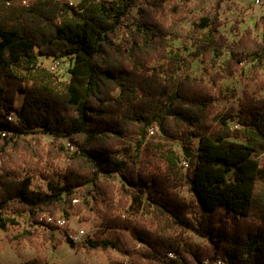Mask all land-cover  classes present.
Here are the masks:
<instances>
[{
	"label": "trees",
	"instance_id": "trees-1",
	"mask_svg": "<svg viewBox=\"0 0 264 264\" xmlns=\"http://www.w3.org/2000/svg\"><path fill=\"white\" fill-rule=\"evenodd\" d=\"M191 1L0 0V228L18 216L29 222L15 240L58 228L76 250L118 252L109 264H264V83L246 88L239 106L217 112L215 104L219 83L241 63L255 75L264 67V15L261 38L247 27L231 39L217 0L187 31L176 18ZM183 50L204 76L186 71ZM51 57L69 59L67 81L40 67ZM40 133L54 139L46 145ZM242 133L245 141L231 139ZM136 138L135 155L121 159ZM36 176L47 188L34 187ZM58 212L101 223L78 240L48 220Z\"/></svg>",
	"mask_w": 264,
	"mask_h": 264
},
{
	"label": "rangeland",
	"instance_id": "rangeland-1",
	"mask_svg": "<svg viewBox=\"0 0 264 264\" xmlns=\"http://www.w3.org/2000/svg\"><path fill=\"white\" fill-rule=\"evenodd\" d=\"M78 2L80 0H73ZM181 1V0H179ZM217 0H192L188 7H186L178 16L177 22L182 29L190 30L192 28V21L196 20L205 10H210L216 6ZM28 1H24L27 3ZM222 18L225 20V24L221 27V31L227 34L231 39L238 38L239 35L247 28L251 27L254 29L255 34L258 37H262L263 29L262 26H258V21L264 15V0H225L219 8ZM239 19L240 23L238 28L234 29L236 20ZM172 46L178 48L182 46L180 39L172 38ZM185 56H188L190 51L183 50ZM229 52H225L224 56L220 59V63L223 64L226 59L229 58ZM189 64L186 67V71L190 72L193 76H204L203 65L198 59L188 56ZM57 59L42 58L40 67H43L52 74L53 79L57 82L67 81L69 79V59H63L60 61L58 69L52 70L51 66ZM264 83V67L259 71L258 75H255L254 67L250 63H241V69L232 79H223L217 87L216 109L217 112H224L231 106H239V99L243 97L244 90L248 88L251 91H256ZM261 95H264V88L260 89ZM25 93L19 92L17 94V106L18 109L22 107ZM234 130L238 129L244 131V127L239 123H233ZM154 133H150L152 136L160 140L159 135L156 134L157 128L154 129ZM41 138L42 142L46 145L54 138L51 134L40 133L37 135ZM234 141L243 142L245 141L244 133L241 136H234L231 138ZM139 139L136 138L132 142V147L124 146L119 156L123 160H129L131 156L136 153L135 146ZM64 142H68L67 139ZM198 146V140L193 144V148L196 149ZM174 147L183 155V144L178 141L174 143ZM74 149V148H73ZM71 149V150H73ZM67 157L58 160V164L62 167L66 165ZM183 164V163H182ZM1 162H0V173ZM120 177L117 176V181ZM34 187L47 188V180L41 176L34 178ZM180 192L183 196L192 198L193 193L188 187H181ZM55 218H61L63 221L62 228L66 229L70 235L78 240H82L92 235L97 228L100 226V219L93 217L91 219H81L79 215L72 214L69 219L65 218L62 212H58ZM17 221L19 224L11 226L9 231H5L0 228V262L20 264L26 259H30L36 256H42L51 264H109L112 259L119 258L120 255L115 250L105 252L102 250L98 251H87L86 249L76 250L72 248L66 242H60L62 239V233L58 228H39V233L33 238V241L25 240L20 242L15 240V236L22 232L24 229L29 227L27 216H18ZM51 232L53 238L49 241L45 240V233ZM193 235V240L197 243H202L204 240L194 232L188 233ZM47 237V235H46ZM134 244L139 243L134 240ZM170 255V254H169ZM175 257V253L170 255Z\"/></svg>",
	"mask_w": 264,
	"mask_h": 264
},
{
	"label": "built area",
	"instance_id": "built-area-1",
	"mask_svg": "<svg viewBox=\"0 0 264 264\" xmlns=\"http://www.w3.org/2000/svg\"><path fill=\"white\" fill-rule=\"evenodd\" d=\"M257 1H259V0H257ZM59 65H60V60H56L55 62H54V64L51 66V68H52V70H56V69H58V67H59ZM9 118L10 119H15L16 117H15V113L13 112L12 114H10L9 115ZM154 132V129L153 128H151V133H153ZM69 145H71L70 143H69ZM71 147L72 148H74V145H71ZM185 166H187L188 165V161H183L182 162ZM48 220L49 221H53V222H56L57 224H59V225H63V221H62V219L61 218H55V217H48ZM173 253H170V255H172ZM217 264H224L221 260H217Z\"/></svg>",
	"mask_w": 264,
	"mask_h": 264
}]
</instances>
